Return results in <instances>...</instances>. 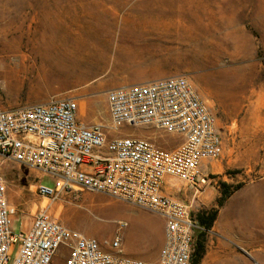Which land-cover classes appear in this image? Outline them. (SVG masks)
<instances>
[{"label": "rangeland", "instance_id": "374dc122", "mask_svg": "<svg viewBox=\"0 0 264 264\" xmlns=\"http://www.w3.org/2000/svg\"><path fill=\"white\" fill-rule=\"evenodd\" d=\"M70 61L79 65L67 71ZM174 76L196 86L224 145L202 193L177 179L166 186L195 218L218 211L211 230L196 234V246L205 244L200 264H264V0H0V111L74 98L79 122L101 126L108 139L131 136L174 151L179 136L114 129L106 100L110 89ZM0 175L17 210L16 234L27 233L41 209L102 245L124 221L123 254L157 260L159 215L88 191L48 200L38 186L53 187L50 178L1 158ZM223 184L232 194L220 206Z\"/></svg>", "mask_w": 264, "mask_h": 264}, {"label": "built area", "instance_id": "2783aa9c", "mask_svg": "<svg viewBox=\"0 0 264 264\" xmlns=\"http://www.w3.org/2000/svg\"><path fill=\"white\" fill-rule=\"evenodd\" d=\"M106 100L114 129L154 127L183 143L169 151L131 136L108 139L101 126L79 122L76 99L63 98L0 111V158L50 178L53 187L38 186L48 200L88 191L159 215L164 239L158 259L123 254L124 221L117 223L115 238L102 245L41 209L33 214L28 232L16 234L12 226L17 210L9 204L7 182L0 175V264H60L58 257L62 264L193 263L202 228L192 205L167 194L166 186L177 179L196 196L210 184L209 166L224 151L216 116L185 76L110 89Z\"/></svg>", "mask_w": 264, "mask_h": 264}, {"label": "trees", "instance_id": "16d2710c", "mask_svg": "<svg viewBox=\"0 0 264 264\" xmlns=\"http://www.w3.org/2000/svg\"><path fill=\"white\" fill-rule=\"evenodd\" d=\"M232 192H230L229 187L223 184V195L219 200V205L222 206L223 203L231 196ZM218 211H212L209 214L205 215H198L197 222L199 223L200 227L204 231L211 230L213 227L214 222L216 221ZM202 234V233H201ZM204 235V233L202 234ZM203 237V236H202ZM205 256V244L204 242H197V246L195 247V251L193 254V263L192 264H200L202 259Z\"/></svg>", "mask_w": 264, "mask_h": 264}, {"label": "bare ground", "instance_id": "6f19581e", "mask_svg": "<svg viewBox=\"0 0 264 264\" xmlns=\"http://www.w3.org/2000/svg\"><path fill=\"white\" fill-rule=\"evenodd\" d=\"M221 50V49H220ZM220 55V54H219ZM222 55V54H221ZM218 58V57H217ZM69 63V62H68ZM79 64H78V62H76V61H70V63L69 64H67L66 66H68V68H67V71H69L71 68L73 69L74 67H77ZM43 207H45V206H43ZM261 209V208H260ZM263 241H264V239H263ZM263 252V251H262Z\"/></svg>", "mask_w": 264, "mask_h": 264}, {"label": "crops", "instance_id": "0c3cea01", "mask_svg": "<svg viewBox=\"0 0 264 264\" xmlns=\"http://www.w3.org/2000/svg\"><path fill=\"white\" fill-rule=\"evenodd\" d=\"M211 165H213V163H211ZM157 259H158V257H157Z\"/></svg>", "mask_w": 264, "mask_h": 264}]
</instances>
